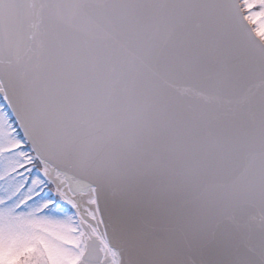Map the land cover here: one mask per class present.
<instances>
[{
  "label": "snow or ice",
  "instance_id": "obj_1",
  "mask_svg": "<svg viewBox=\"0 0 264 264\" xmlns=\"http://www.w3.org/2000/svg\"><path fill=\"white\" fill-rule=\"evenodd\" d=\"M0 264H264V0H0Z\"/></svg>",
  "mask_w": 264,
  "mask_h": 264
}]
</instances>
